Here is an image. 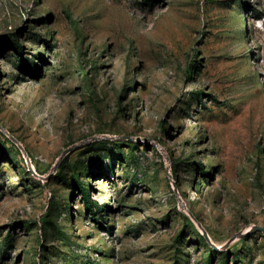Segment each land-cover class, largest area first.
Masks as SVG:
<instances>
[{
    "label": "rangeland",
    "instance_id": "rangeland-1",
    "mask_svg": "<svg viewBox=\"0 0 264 264\" xmlns=\"http://www.w3.org/2000/svg\"><path fill=\"white\" fill-rule=\"evenodd\" d=\"M254 225L264 0H0V264H264Z\"/></svg>",
    "mask_w": 264,
    "mask_h": 264
},
{
    "label": "water",
    "instance_id": "water-1",
    "mask_svg": "<svg viewBox=\"0 0 264 264\" xmlns=\"http://www.w3.org/2000/svg\"><path fill=\"white\" fill-rule=\"evenodd\" d=\"M252 229H259V230H263V231H264V226L254 225V226L252 227ZM204 233H205V236H206L208 239H210L208 232L204 231Z\"/></svg>",
    "mask_w": 264,
    "mask_h": 264
}]
</instances>
